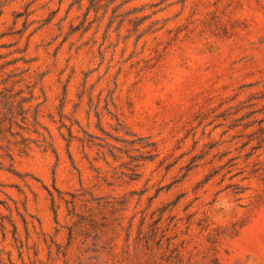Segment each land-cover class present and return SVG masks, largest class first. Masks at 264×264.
Wrapping results in <instances>:
<instances>
[{
    "label": "rangeland",
    "instance_id": "1",
    "mask_svg": "<svg viewBox=\"0 0 264 264\" xmlns=\"http://www.w3.org/2000/svg\"><path fill=\"white\" fill-rule=\"evenodd\" d=\"M0 264H264V0H0Z\"/></svg>",
    "mask_w": 264,
    "mask_h": 264
}]
</instances>
